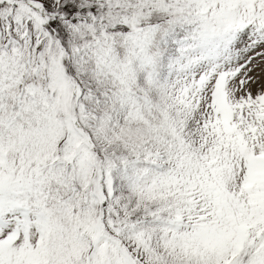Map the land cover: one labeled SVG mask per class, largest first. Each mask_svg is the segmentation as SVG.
Returning a JSON list of instances; mask_svg holds the SVG:
<instances>
[{
	"label": "snow or ice",
	"instance_id": "snow-or-ice-1",
	"mask_svg": "<svg viewBox=\"0 0 264 264\" xmlns=\"http://www.w3.org/2000/svg\"><path fill=\"white\" fill-rule=\"evenodd\" d=\"M0 264H264V0H0Z\"/></svg>",
	"mask_w": 264,
	"mask_h": 264
}]
</instances>
